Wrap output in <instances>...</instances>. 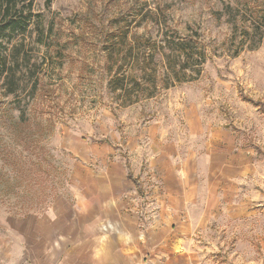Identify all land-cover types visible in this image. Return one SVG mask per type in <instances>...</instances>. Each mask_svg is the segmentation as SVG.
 <instances>
[{
    "label": "rangeland",
    "instance_id": "374dc122",
    "mask_svg": "<svg viewBox=\"0 0 264 264\" xmlns=\"http://www.w3.org/2000/svg\"><path fill=\"white\" fill-rule=\"evenodd\" d=\"M262 12L264 0H32L13 43L36 63V93L22 84L12 104L0 84V228L73 199L78 171L93 178L116 162L133 184L121 200L145 230L160 212L148 152L158 139L183 156L208 129L229 133L264 169V32L248 30ZM178 40L204 58L181 73L182 56L167 62L158 52L153 95L118 98L109 82L119 67L140 79L152 48ZM174 71L186 80L175 82ZM259 233L264 240L261 219L221 221L198 242L213 248L210 264H264Z\"/></svg>",
    "mask_w": 264,
    "mask_h": 264
},
{
    "label": "crops",
    "instance_id": "0c3cea01",
    "mask_svg": "<svg viewBox=\"0 0 264 264\" xmlns=\"http://www.w3.org/2000/svg\"><path fill=\"white\" fill-rule=\"evenodd\" d=\"M209 132L183 156L152 142L149 170L162 187L154 195L160 212L145 230L121 200L133 184L112 162L93 178L75 173L73 199L57 197L43 216L1 227L0 264H210L213 248L198 238L214 224L264 221V169L229 133Z\"/></svg>",
    "mask_w": 264,
    "mask_h": 264
},
{
    "label": "trees",
    "instance_id": "16d2710c",
    "mask_svg": "<svg viewBox=\"0 0 264 264\" xmlns=\"http://www.w3.org/2000/svg\"><path fill=\"white\" fill-rule=\"evenodd\" d=\"M31 6L32 0H0V84L4 90L3 96L6 98L12 97L10 101L12 104L14 100L20 97V91L24 90L22 84H30L31 88L28 93H30L31 96H33L37 90L38 80L30 74L32 68L36 64L35 61L24 53L16 52L15 48L18 47H16L17 44L13 43V35H17L19 32H25L28 27L31 13H28V15L25 14L24 9L31 8ZM249 24L250 27H248V30L250 29V32L263 33L264 12H262L260 16L253 17ZM244 34L249 36L247 31H244ZM165 44L164 47H153V52L147 56L148 58L144 59V66L140 67V69L149 73L147 75L143 73L140 79L133 74L125 76L124 73H119L122 67H119V70L113 73V77L109 84H111L114 93L117 91L120 92L116 94L118 98L120 97L123 99L124 103L127 101L131 102V100L134 98L136 99L139 94L144 92L148 93V97L153 95V91L156 90L154 77L156 68L153 63L156 53L163 52L166 49L167 52H169L166 55L167 62H172L176 57L182 56L180 61L181 66H179V72L181 73L186 69H193L191 63L197 64V62L204 58L203 51L192 48L193 46L188 42L178 40L172 41L171 43L166 42ZM113 49L114 48L106 49L109 51V55H111ZM162 56L164 57V54ZM110 60L113 64V59L111 58ZM141 63L142 62H137L135 65H129L127 69L133 70L137 65L140 66ZM171 67L172 66H169L170 69ZM173 74L175 75L173 79L177 83L186 80L184 77L186 76L185 73H183L181 77L178 71H174ZM165 76L167 79L170 77L169 74ZM12 108L14 107L12 106Z\"/></svg>",
    "mask_w": 264,
    "mask_h": 264
}]
</instances>
